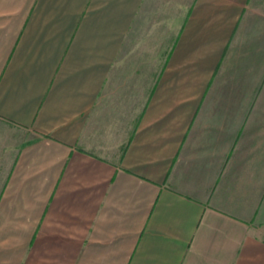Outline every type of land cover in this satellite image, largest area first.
<instances>
[{
	"label": "crops",
	"instance_id": "obj_1",
	"mask_svg": "<svg viewBox=\"0 0 264 264\" xmlns=\"http://www.w3.org/2000/svg\"><path fill=\"white\" fill-rule=\"evenodd\" d=\"M0 264H264V0H0Z\"/></svg>",
	"mask_w": 264,
	"mask_h": 264
}]
</instances>
